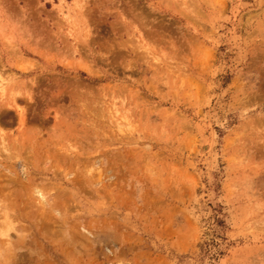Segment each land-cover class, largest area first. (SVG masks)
<instances>
[{
    "label": "rangeland",
    "instance_id": "374dc122",
    "mask_svg": "<svg viewBox=\"0 0 264 264\" xmlns=\"http://www.w3.org/2000/svg\"><path fill=\"white\" fill-rule=\"evenodd\" d=\"M0 264H264V0H0Z\"/></svg>",
    "mask_w": 264,
    "mask_h": 264
}]
</instances>
